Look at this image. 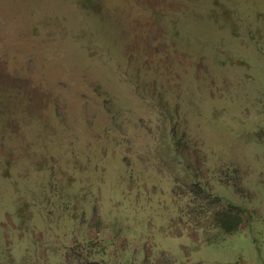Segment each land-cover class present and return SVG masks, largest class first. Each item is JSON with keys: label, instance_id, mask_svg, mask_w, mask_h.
Wrapping results in <instances>:
<instances>
[{"label": "rangeland", "instance_id": "1", "mask_svg": "<svg viewBox=\"0 0 264 264\" xmlns=\"http://www.w3.org/2000/svg\"><path fill=\"white\" fill-rule=\"evenodd\" d=\"M0 264H264V0H0Z\"/></svg>", "mask_w": 264, "mask_h": 264}, {"label": "trees", "instance_id": "2", "mask_svg": "<svg viewBox=\"0 0 264 264\" xmlns=\"http://www.w3.org/2000/svg\"><path fill=\"white\" fill-rule=\"evenodd\" d=\"M218 218V219H217ZM220 216H216L215 219V224L216 226L220 227L223 229V231L229 233L232 232V230H234L237 225H238V220L235 216H231V214L229 213H224Z\"/></svg>", "mask_w": 264, "mask_h": 264}]
</instances>
